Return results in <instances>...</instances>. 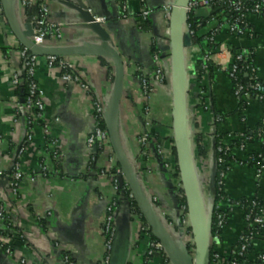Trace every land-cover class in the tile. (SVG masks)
I'll list each match as a JSON object with an SVG mask.
<instances>
[{"label": "crops", "instance_id": "crops-1", "mask_svg": "<svg viewBox=\"0 0 264 264\" xmlns=\"http://www.w3.org/2000/svg\"><path fill=\"white\" fill-rule=\"evenodd\" d=\"M45 1L49 19L62 26V38L49 39L42 48L65 52L63 58L73 65L92 93L76 83H65L58 71L49 68L46 57H39L35 78L45 94L46 108L43 123L28 126L24 93L12 86L13 76L23 75L22 42H30L25 29L26 10L22 0H0V180L16 165L23 175L17 194L8 179L2 180L1 201L22 240H9L14 244L13 254L0 250V264H106L102 227L109 207L118 197L112 176L102 174L109 168H126L140 212L134 213L128 201L116 209L118 246L112 264H163L158 256L147 259L150 242L141 238L142 224L178 256L189 260L191 238L182 224L178 199L182 185L173 151L172 58L170 50H165L169 47V21L163 6L170 0H130L126 18L116 0ZM143 9L152 12L147 30L138 23ZM87 10L106 19L101 27L107 37L98 35L86 22ZM250 23L253 36L235 41L240 51L255 54L257 76L264 83V21L252 19ZM228 41L229 35L224 32L215 37L218 45L229 46ZM104 45L119 56L121 83L117 82L113 59L98 50ZM203 52V46L192 45L185 55L191 114L200 123L198 133L203 135L204 144H208L205 159H197L195 149L196 168L208 181L216 130L228 141L237 140L246 131L254 134L263 123L264 106L247 100L245 111L240 112L241 99L233 91L231 80L219 71L214 81L202 82L213 94L215 107L210 99L205 109L198 110L201 91L195 64ZM158 68L164 73V81L150 77L152 92L145 95L140 77ZM93 96L104 102L110 121L109 140L97 159L99 149L95 151L87 143L95 128ZM214 109L224 115L223 121H217ZM45 126L50 136L45 134ZM146 135L147 146L142 149L139 139ZM51 139L62 154L58 163L48 147ZM261 146L255 140L243 151H236L235 156L246 161L251 154L261 153ZM43 165L48 168L47 174L41 170ZM232 167L225 182L227 195L233 200H264V172L258 179L254 168ZM4 229L0 221V230ZM247 230L245 215L233 211L215 245L216 251L227 259ZM263 252L264 230H260L241 264H259L255 258Z\"/></svg>", "mask_w": 264, "mask_h": 264}, {"label": "built area", "instance_id": "built-area-1", "mask_svg": "<svg viewBox=\"0 0 264 264\" xmlns=\"http://www.w3.org/2000/svg\"><path fill=\"white\" fill-rule=\"evenodd\" d=\"M119 1V0H116ZM130 0H120L121 9H122V15L124 18H126L128 14V4ZM175 0L166 1V3L163 6V10L166 13L167 19L170 22L171 20V13L173 9V4ZM38 6L39 11L36 16H34L31 20H29L27 17L26 24H29L32 29L33 36L30 38V41L33 46L42 48L47 40H55L59 41L62 38V26L56 23H53L49 19V9L47 7L45 0H22V7L27 10L31 7ZM215 7L221 10V8H225V10H229L230 12H233L236 14V19L233 21L226 20L225 18L221 17V14L214 15L215 14ZM206 10H209V14L212 12V14H207ZM202 11V12H200ZM90 13V11H89ZM151 11L148 9H143L141 13L138 16V19H141L143 21H147L151 15ZM192 15L196 17H202L204 18L205 22V28L203 34H210V36L205 40L206 42H215V37L219 32L227 33L230 37H233L236 40H243L245 38H249L252 36V32L247 29V22H250L252 19H260L264 21V0H191L184 13L185 22L183 26V32L184 36L189 38L190 44L192 45V24L190 23V18ZM93 18L96 23L103 24L105 23L106 19L99 18L93 15ZM222 18V19H221ZM247 54V51H240L238 53L232 52L231 48L227 44H221L219 47L214 51H206V53L202 56V60L204 64H212L216 66L220 72L226 73L228 75V78L231 80V82L236 81V74L239 71V62H244V56ZM22 56H23V67L22 72L24 76L27 78L28 81V94L24 100V108L27 112V124L28 126H33L34 124H42L44 120V112H45V94L43 90L40 88L39 84L36 81L35 75H36V68L38 64L39 57L33 55L28 48H23L22 50ZM46 60L48 62V66L52 70H56L59 72L61 79L65 83H76L80 85L82 89L85 91H88L92 93L90 86L83 81L81 76L78 75V73L75 71L73 65L67 61L66 59H61L57 56H47ZM64 71V72H63ZM62 72V73H61ZM244 76L247 77V73L244 72ZM150 77L154 79L157 82L162 83L164 81V73L161 68L156 69L151 75L144 74L141 77V83L143 87V91L145 95H149V93L152 92V88L150 86ZM20 76L14 75L12 79V86L14 88H17L20 85ZM251 88L257 92L263 93L264 87L261 84H255L252 85ZM235 94L239 98H246L247 92L244 86L240 85L237 90L235 91ZM262 99L261 97H259ZM104 112H105V104L104 102L99 98H95L93 96V114L95 118V128L91 135L88 138V146L91 149H100L101 151H104L106 148V144L109 140V133L107 130H103L99 127V124L101 121H104ZM218 122H221L222 120L220 118L217 119ZM264 124V120L263 123ZM261 132H264V130H261ZM49 129L47 126H45V134L49 135ZM149 136H142L139 139V145L142 149H144L147 146ZM32 139V133L29 132L28 141ZM27 142V141H26ZM228 138H225L222 140L221 144H225L226 146H220L217 147V152L225 155L227 157L233 158L232 162L225 161L222 157L217 159V162L221 164L226 170H229V168L233 165H243L244 162L240 159H238L236 155V151L241 152L245 148L241 147L238 149H231L228 147ZM264 142V138H263ZM48 147L51 150V156L54 159L56 163H58L62 159V154L60 153V150L57 147V142L54 139H51L49 141ZM23 150H21L22 152ZM237 160H240V164H237ZM42 172L44 174L48 173V168L46 166H42L41 168ZM256 172V178L260 179L264 172V166H259L257 168H254ZM105 176H112L113 182L115 184L116 189L118 190L120 188L121 179L124 178V174L121 168H109V170H106L102 172ZM228 172H222L220 175V181L218 183V186L222 189V194L220 196V200L218 205L216 206L217 211H220V213L216 217V226L218 229H223L226 225V218L228 217V214L235 211L240 210L244 215L246 222L250 223L248 224V230H251L247 233H244L241 238L240 242L241 248L238 252L231 251V255L229 257L224 258L221 256V254L216 251L215 246L218 244L220 235H212V247L214 246L212 258L214 264H241L245 261L247 257V251H249L251 245L255 241V234L252 231L253 228H259L260 230H264V207L259 208V210L255 213V215L252 216V214L247 215L246 209L240 204V202L231 199L227 195V191L225 190V182L227 179ZM22 173L16 165L13 168V174L11 176V183L10 188L14 192V194H17L20 182L22 180ZM197 176L198 181L200 184V188L202 192H207V186L208 181L206 180V176L204 173H202L197 168ZM124 189L130 190L127 183L123 185ZM130 199H134V195L131 192L129 195ZM253 206L256 207L257 203L253 199L252 201ZM183 210V220L182 224L185 228V230L190 229V220L188 212L185 211V208H182ZM3 214L0 213V221L3 222ZM213 223V221H212ZM250 228V229H249ZM141 232H144V235L147 239H150L149 237V231L150 229L144 224L141 226ZM102 232L106 244V250H107V257L105 258L106 264L110 263L111 258V252L113 248V243L115 240L116 235V202L111 204V206L108 209V216L107 219L102 227ZM8 245L10 242L8 241ZM191 245H193V241H191ZM5 253L7 255H12L11 248H7ZM158 254V255H156ZM162 254V255H161ZM158 256L162 258L163 264H171L165 250L160 242H153L150 241L149 243V249L147 252V259H150L152 257ZM255 261L259 264H264V252L260 253L256 256ZM22 263H25L24 260H22ZM210 264V263H209Z\"/></svg>", "mask_w": 264, "mask_h": 264}, {"label": "water", "instance_id": "water-1", "mask_svg": "<svg viewBox=\"0 0 264 264\" xmlns=\"http://www.w3.org/2000/svg\"><path fill=\"white\" fill-rule=\"evenodd\" d=\"M191 0H175L171 13V20L169 22V47L165 48L166 51L170 50L172 58V89H173V130L175 150L178 159V169L180 174V181L182 191L187 205L188 217L190 220V229L192 234V241L194 246V254L188 260L187 256H178L168 244L160 239L157 234L152 231V235L156 236L162 244L165 253L171 264H209L212 249V234L211 226L213 221V208L214 201L216 200V179L218 172L217 163V146L216 139L213 140V162L210 169L207 192H202L197 176L196 156H195V136L198 133L196 126L193 122L194 118L191 114V107L189 105V78L186 66V51L192 45L189 38L184 36L183 26L185 22V9ZM202 12V11H200ZM86 22L92 26L94 31L102 36L107 37L105 31L102 29L101 24L96 23L93 14L89 10L84 12ZM212 14V12L210 13ZM209 14V15H210ZM26 36L30 39L32 29L29 24H25ZM24 48L38 57L57 56L64 57L65 52L55 49L48 50L40 47L33 46L31 41L28 43L22 42ZM101 52L108 53L114 61V69L116 71V79L121 83L123 77V67L118 54L114 49L108 45L98 47ZM24 75V74H23ZM24 102V100H23ZM106 110V109H105ZM106 127L109 133L110 121L104 112ZM96 151V149H94ZM124 178L121 179L120 187L122 188L125 183L128 184L131 192L136 201L137 197L133 189L132 183L129 179V174L126 168L122 169ZM127 178H126V177ZM0 180V185L2 184ZM142 208V207H141ZM118 232L116 226V235L111 252L110 264H112L114 257L117 253L118 246Z\"/></svg>", "mask_w": 264, "mask_h": 264}, {"label": "trees", "instance_id": "trees-1", "mask_svg": "<svg viewBox=\"0 0 264 264\" xmlns=\"http://www.w3.org/2000/svg\"><path fill=\"white\" fill-rule=\"evenodd\" d=\"M118 3H121L120 0L117 1ZM121 5V4H120ZM39 8L38 6H33L29 9L26 10V17L31 20L34 16H36L38 14ZM215 14L214 15H218L221 14V17L225 18L226 20H230L233 21L236 19V14L233 12H230L229 10H225V8H221L218 9L217 7H215L214 9ZM123 16V15H122ZM222 19V18H221ZM139 20V26L142 29H149V23L148 20L147 21H143L141 19ZM205 20L202 17H196L194 15H192V17L190 18V23L192 24V31H193V36H192V45H199V46H203L204 47V54L206 53V51H214L216 50L219 45L215 42H206L205 40L210 36V34H203L204 32V28H205V24H204ZM248 26L247 29H249L252 32V36H253V32H254V28L253 25L250 22H247ZM227 34V33H225ZM230 41L229 42V47L231 48L232 52L234 53H238L240 52L239 48L237 47V42L235 41V39L233 37H230ZM231 45V46H230ZM236 45V46H235ZM153 51L155 53H157L156 49L154 48ZM203 54V55H204ZM61 59H65L63 57H59ZM255 62V54L252 53L251 51H247V54H245L244 56V62H239V71L236 74V81L232 82L233 85V91L235 92L237 90V88L242 85L244 86V88L246 89L247 92V97L246 98H240V102H241V111L240 112H244L245 111V106L247 104V100H256L258 102H260L263 106H264V92L260 93L257 92L255 90H253L251 88L252 85L255 84H261L264 87V83L258 78L257 76V70L256 67L254 65ZM64 72V71H63ZM195 72H196V83L199 84V90L201 91L200 94L198 95V100L199 103L197 105V109H205V106H207L208 102H210L211 99V103L214 105V98H213V94H210L209 88L208 86L203 85L202 86V82L205 81V79H209L210 82L214 81L215 79V75L217 74V72H219V69L212 65V64H204L203 60L200 59L196 62L195 64ZM244 72L247 73V77L244 76ZM62 73V72H61ZM226 74V73H225ZM226 76L228 77V75L226 74ZM141 78V77H140ZM20 85L17 87V92L19 93V91L22 90L23 94V100H25L27 94H28V81L27 78L24 75L20 76ZM190 95V92H189ZM259 97H261L262 99H260ZM209 100V101H208ZM246 103V104H245ZM24 104V102H23ZM243 114V113H242ZM214 116L215 118H220L222 121L224 119V115H221L216 109H214ZM197 131L200 129V123H198V121H196V119L193 120ZM220 124V123H219ZM99 127L102 128L103 130H107L106 127V123L105 120L101 121L99 124ZM261 130H264V124H261V126L259 127V130H257V132H255L254 134H249L247 131L243 134V136H239L237 138V140L234 141H228L227 145L228 147H230L231 149H238L241 147L246 148L247 144L253 143L255 142V140L259 141L261 143V153H253L251 154L248 159L244 162H241L240 160H237V164L243 163L244 166H249L250 168H257L259 166H264V142H263V138H264V132H261ZM108 131V130H107ZM215 139H216V146L220 147L222 146H226L224 143H222V140L225 139V134H222L218 129L216 130V133L214 135ZM208 144L205 143L204 144V138L203 135L200 133H197L195 136V149H196V156L197 159H205L208 156ZM174 155H176V150L174 149ZM101 153V150L99 149V153L96 155V159L98 158V155ZM223 158L225 161L228 162H232L233 158L231 157H227L225 155H222L220 153L217 152V159L218 158ZM218 163V162H217ZM218 167V172H217V179H216V200L214 201V208H213V223L211 226V234L212 235H221L223 229H218V227L216 226V217L217 215L220 213V211H217L216 206L219 203L220 200V196L222 194V189L220 186H218V183L220 181V175L222 172H228V174L232 171L233 167L231 166L229 168V170H226L221 164L218 163L217 165ZM13 174V170L10 172V174H5L4 176L1 177V179H8L7 183H11V176ZM8 177V178H7ZM228 177V175H227ZM3 182V181H2ZM4 182L0 185V188H3ZM131 194V190H126L124 188H119L118 189V197L116 200V209L119 208L121 205L124 204V202H129L130 203V207L133 210L134 213H140L139 212V208H138V204L135 201V199H130L129 195ZM178 199L181 205V209L184 207L185 211H187V205H186V200L184 197V193L182 191V189L179 190L178 193ZM238 202H240V204L246 209V214H252L255 215V213L259 210V208L264 207V200L262 199H255L257 206L254 207L253 206V200L251 199H247V198H241L236 200ZM2 212L3 216V223L5 225V229L4 230H0V250L3 251V253L6 251L7 248H11L12 253L14 251V244H7L9 240H17L20 241L22 240L21 238V234L19 232V230L13 226L11 224V219L10 216L8 214H6V210L5 207L3 205V202L1 201V197H0V213ZM232 215V212L228 214V217L226 218V225L229 221L230 216ZM249 222V221H248ZM247 222V223H248ZM250 224V223H248ZM250 229V228H249ZM188 231V236H190L191 240H192V234H191V229L187 230ZM251 230H247L245 233L248 234V232ZM252 231L254 232V234L256 235L257 233L260 232L259 228H253ZM149 237L150 239H147L144 235V232H141V238H146L148 240V242L153 241V242H159L149 231ZM10 242V241H9ZM241 242L239 241L236 245L234 250L236 252H238L241 248ZM215 246V245H214ZM214 246L211 249V255H210V264H214L213 262V258H212V252L214 250ZM188 250L191 254H194V246L191 245V242L188 243ZM249 251H247L248 253ZM158 255V254H156ZM162 255V254H161Z\"/></svg>", "mask_w": 264, "mask_h": 264}, {"label": "rangeland", "instance_id": "rangeland-1", "mask_svg": "<svg viewBox=\"0 0 264 264\" xmlns=\"http://www.w3.org/2000/svg\"><path fill=\"white\" fill-rule=\"evenodd\" d=\"M192 241V240H191ZM191 241H189V242H191Z\"/></svg>", "mask_w": 264, "mask_h": 264}]
</instances>
